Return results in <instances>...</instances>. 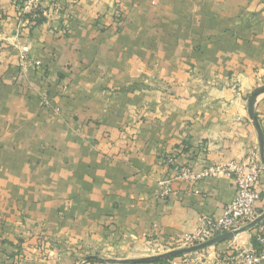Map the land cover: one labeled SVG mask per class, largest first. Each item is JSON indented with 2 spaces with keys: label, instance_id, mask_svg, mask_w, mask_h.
I'll return each instance as SVG.
<instances>
[{
  "label": "crops",
  "instance_id": "crops-1",
  "mask_svg": "<svg viewBox=\"0 0 264 264\" xmlns=\"http://www.w3.org/2000/svg\"><path fill=\"white\" fill-rule=\"evenodd\" d=\"M23 2L0 0V264L255 250L264 171L258 220L195 250L234 188L176 174L250 152L264 169V0H69L37 22Z\"/></svg>",
  "mask_w": 264,
  "mask_h": 264
},
{
  "label": "built area",
  "instance_id": "built-area-1",
  "mask_svg": "<svg viewBox=\"0 0 264 264\" xmlns=\"http://www.w3.org/2000/svg\"><path fill=\"white\" fill-rule=\"evenodd\" d=\"M69 0H24L21 12L24 16L36 17L38 12L42 15H59ZM28 48H21V63L28 62ZM40 65V62H35ZM264 169L254 152L248 153L240 160H233L210 167L201 166L194 170L183 166L176 174L177 178L196 183L204 178H215L218 175L228 176L234 188L232 201L225 206L222 214L217 218L202 217L200 225L194 233L184 240L186 245L204 243L211 238L225 233H234L248 224L258 220L257 205L260 202V177ZM161 181L160 185H167ZM253 238L256 249L248 252L240 251L233 254L219 256L216 264H264V219L254 224ZM188 258L173 264H188Z\"/></svg>",
  "mask_w": 264,
  "mask_h": 264
},
{
  "label": "rangeland",
  "instance_id": "rangeland-1",
  "mask_svg": "<svg viewBox=\"0 0 264 264\" xmlns=\"http://www.w3.org/2000/svg\"><path fill=\"white\" fill-rule=\"evenodd\" d=\"M42 102H43V104L44 105H49L50 104V102L48 101V99L46 98V97H43L42 98ZM254 239V238H253ZM155 248H157V249H159V247H152V250L153 249H155ZM37 251H38V253H40V254H43L45 251H47V249H46V247H45V245L41 242L40 244H38V248H37ZM152 253H154V252H152ZM91 255V254H90ZM88 256V255H83L81 258H82V260L84 259V258H86V260L84 261V264H112L113 262H111V261H104V262H102V261H99V260H97V259H95V257H93V256ZM80 258V259H81ZM183 257H182V255L179 257V259L177 260V262L178 261H181V259H182ZM186 258H188L189 260H188V264H196L197 263V260H195V259H192V258H189V257H186ZM218 259L219 258H217L212 264H216L217 263V261H218ZM127 262L130 264V262L129 261H118V262H114L113 264H127ZM176 262V261H175ZM158 262H153L152 264H157ZM174 262H170V264H173ZM18 264H19V262H18Z\"/></svg>",
  "mask_w": 264,
  "mask_h": 264
},
{
  "label": "water",
  "instance_id": "water-1",
  "mask_svg": "<svg viewBox=\"0 0 264 264\" xmlns=\"http://www.w3.org/2000/svg\"><path fill=\"white\" fill-rule=\"evenodd\" d=\"M232 233H225V234H223V235H221V236H230ZM214 239H211V240H209V241H207L206 243H204V244H201L200 246H198V247H196V248H192V249H197V248H202V247H204V246H206V245H209L212 241H213ZM183 251H185V250H182V251H180V252H177V253H182Z\"/></svg>",
  "mask_w": 264,
  "mask_h": 264
},
{
  "label": "trees",
  "instance_id": "trees-1",
  "mask_svg": "<svg viewBox=\"0 0 264 264\" xmlns=\"http://www.w3.org/2000/svg\"><path fill=\"white\" fill-rule=\"evenodd\" d=\"M39 14H41V12H38V14H37L38 16H37V18H36V22H37L38 19H39V18H38V17H39ZM29 17H31V16H29Z\"/></svg>",
  "mask_w": 264,
  "mask_h": 264
}]
</instances>
